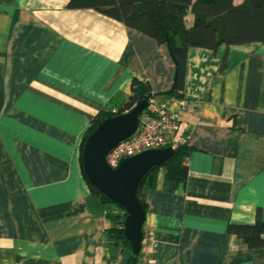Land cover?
Here are the masks:
<instances>
[{
  "label": "crops",
  "instance_id": "crops-1",
  "mask_svg": "<svg viewBox=\"0 0 264 264\" xmlns=\"http://www.w3.org/2000/svg\"><path fill=\"white\" fill-rule=\"evenodd\" d=\"M68 2L0 0V264H126L90 194L81 142L134 78L154 93L174 80L165 44ZM180 95L155 97L179 113L169 144L192 150L185 181L160 168L145 189L152 264H264V247L228 231L264 218V42L191 47Z\"/></svg>",
  "mask_w": 264,
  "mask_h": 264
},
{
  "label": "trees",
  "instance_id": "trees-1",
  "mask_svg": "<svg viewBox=\"0 0 264 264\" xmlns=\"http://www.w3.org/2000/svg\"><path fill=\"white\" fill-rule=\"evenodd\" d=\"M73 9L92 8L121 21L165 44L174 62L172 86L163 93L152 92L149 81L134 78L132 93L118 109H103L92 118L81 142V165L91 196L107 211L109 226L107 235L126 253V264H138L141 252L133 259L131 244L125 234L124 208L112 202L92 184L83 167V148L88 136L107 118L132 110L140 101L148 99L149 105L141 113L153 112L152 99L160 94L181 96L185 89L188 52L191 47L216 51L221 45H240L264 42V0H69ZM189 12L194 15L191 26L186 24ZM192 148L187 143L175 145L174 154L161 165L153 166L142 178L137 196L147 212L145 189L156 184L158 171L165 170L166 177L177 183L186 180L188 156ZM118 209V211L113 210ZM144 234L145 230L143 228ZM228 231L252 248L264 247V218L258 214L254 223H229ZM144 242V241H143Z\"/></svg>",
  "mask_w": 264,
  "mask_h": 264
},
{
  "label": "water",
  "instance_id": "water-1",
  "mask_svg": "<svg viewBox=\"0 0 264 264\" xmlns=\"http://www.w3.org/2000/svg\"><path fill=\"white\" fill-rule=\"evenodd\" d=\"M148 105V99H144L132 110L107 118L88 136L83 148V167L89 181L127 213L124 228L133 259L141 252L146 220V210L137 196L139 183L153 166L172 156L175 147L146 149L123 159L116 168L107 163L106 156L117 143L136 132L140 115Z\"/></svg>",
  "mask_w": 264,
  "mask_h": 264
},
{
  "label": "built area",
  "instance_id": "built-area-1",
  "mask_svg": "<svg viewBox=\"0 0 264 264\" xmlns=\"http://www.w3.org/2000/svg\"><path fill=\"white\" fill-rule=\"evenodd\" d=\"M152 103L154 111L140 116L136 132L117 143L107 154L106 160L111 167H118L123 159L146 149L170 145L168 137L178 127L179 113L172 110L167 103L157 102L155 98L152 99ZM112 112L116 113L118 109L113 108ZM156 247L157 243L153 239L143 242L140 256L142 263L154 262L152 254Z\"/></svg>",
  "mask_w": 264,
  "mask_h": 264
},
{
  "label": "rangeland",
  "instance_id": "rangeland-1",
  "mask_svg": "<svg viewBox=\"0 0 264 264\" xmlns=\"http://www.w3.org/2000/svg\"><path fill=\"white\" fill-rule=\"evenodd\" d=\"M113 210H116V211H118V209H113ZM119 212V211H118Z\"/></svg>",
  "mask_w": 264,
  "mask_h": 264
},
{
  "label": "clouds",
  "instance_id": "clouds-1",
  "mask_svg": "<svg viewBox=\"0 0 264 264\" xmlns=\"http://www.w3.org/2000/svg\"><path fill=\"white\" fill-rule=\"evenodd\" d=\"M141 116V115H140ZM144 238H145V234H144ZM144 241V240H143Z\"/></svg>",
  "mask_w": 264,
  "mask_h": 264
}]
</instances>
